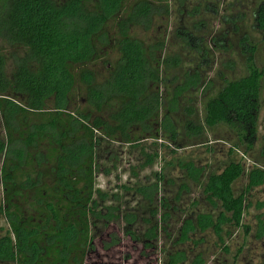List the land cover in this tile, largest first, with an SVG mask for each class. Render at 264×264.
<instances>
[{"label": "trees", "instance_id": "trees-1", "mask_svg": "<svg viewBox=\"0 0 264 264\" xmlns=\"http://www.w3.org/2000/svg\"><path fill=\"white\" fill-rule=\"evenodd\" d=\"M263 42L264 0H0V264H85L113 225L122 237L105 250L127 239L158 251L163 234V264H207L234 243L216 264H236L254 210L264 238V202H250L264 145L242 163L258 135ZM218 127L232 137L212 141L237 161L216 168L214 148L175 157ZM123 158L124 183L99 189ZM159 162L180 171L175 193Z\"/></svg>", "mask_w": 264, "mask_h": 264}, {"label": "rangeland", "instance_id": "rangeland-1", "mask_svg": "<svg viewBox=\"0 0 264 264\" xmlns=\"http://www.w3.org/2000/svg\"><path fill=\"white\" fill-rule=\"evenodd\" d=\"M256 38V41L260 40V35H254ZM100 64V62L98 63ZM240 64V63H239ZM256 64L260 68H264V42L259 44L258 51L256 53ZM101 65V64H100ZM99 65V66H100ZM240 66V65H239ZM237 67V71L235 74H226V76L230 79H237L241 76L245 75L244 70L240 67ZM101 68V66L99 67ZM260 110L258 112V119H257V140L254 145L253 152H251V158L245 157L242 159V163L244 165L245 170L247 171L250 169V167H254L256 165L253 162V159H260L259 151L260 148L264 145L263 135L264 131L262 128V123L264 119V77L261 84V90H260ZM218 138V139H226L229 137H232L229 132H227L224 128H216V130L210 134L207 133V143L203 145H199L198 147L191 148L184 150V152H175V157L182 158L181 160L187 161L192 156L195 162L198 160L205 161L210 159L209 154H206L208 149L215 150V153H217L216 157L219 160L217 163L216 168H222L224 165L228 163V161H237L238 157H240L239 154L234 152L229 158L225 156V151L228 147V144L218 142L214 143L212 141V138ZM114 150L111 151V156L117 154V150L121 152H125V147H118L114 146ZM180 155V156H178ZM172 155H168L167 152L164 153V157L166 158V161H169L171 159ZM261 162V160H260ZM126 169V158H123L122 165L119 168V172L117 171L118 179H115L114 177H108V178H102L98 177L96 179V185L99 189L102 190H109V189H116L120 183H124L126 180V175L123 173V171ZM159 169H162L163 173L165 174L166 180H170L173 178L174 187L170 188L172 192L175 193L177 190L178 185V178L181 177V173L178 169H175V171H172L171 169H165V162H159L157 166H155L154 170L158 171ZM165 169V170H164ZM258 169V167H257ZM261 168H259L260 170ZM264 173V169H261ZM176 184V185H175ZM246 184V177L243 176L235 185V188H242ZM113 190V191H114ZM0 198H1V191H0ZM198 195L197 193H193L191 195V200L197 199ZM250 202L252 206L254 207L255 204L259 203L262 204L264 202V184L263 186L257 188L252 193V198L250 199ZM264 212V208L262 209ZM261 210V211H262ZM259 214L258 211L254 210L249 216H247L244 219V224L251 227V230L249 232L248 237H245V241L243 242V252L242 254L237 258L236 264H264V238L262 240H257L253 237L254 235V226H255V220L254 217ZM169 225L176 229L179 227V219L176 215V213L171 214V219L168 221ZM241 236L238 238V243L240 244L244 237H243V229L240 230ZM117 234L118 236L122 237V229L120 225H113L110 226L105 232H101V235L95 240V250L93 251L92 255L89 256V258L85 261V264H163L164 263V253L163 248H167L168 240L167 238L162 234L159 245L161 247L158 251L153 250H144L142 247L138 246L136 247L133 243L128 241L127 239H123L121 244L116 247H112L108 250L103 249V242H109L108 241V235ZM176 233V231H173V234ZM235 247L236 243L231 248V255H228L227 257H222L220 254H218L217 251H215V254L219 255V258L223 259H216L217 257H214L216 260L212 259L211 256L208 257L207 264H216L217 260L220 261V263L225 260L226 262L230 263L232 256L235 253ZM209 253V252H208ZM233 261V260H232ZM233 263V262H232Z\"/></svg>", "mask_w": 264, "mask_h": 264}]
</instances>
